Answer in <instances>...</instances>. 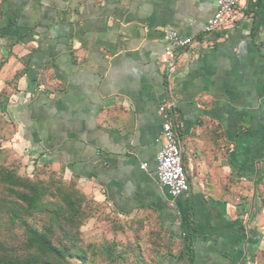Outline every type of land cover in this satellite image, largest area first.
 I'll list each match as a JSON object with an SVG mask.
<instances>
[{"label":"crops","instance_id":"crops-1","mask_svg":"<svg viewBox=\"0 0 264 264\" xmlns=\"http://www.w3.org/2000/svg\"><path fill=\"white\" fill-rule=\"evenodd\" d=\"M214 11L215 0H0L14 141L118 215L155 218L178 245L157 264H251L257 248L238 217L258 207L242 185L264 179V0H240L229 27L203 36ZM168 31L195 39L171 66ZM161 106L189 184L175 198L155 176Z\"/></svg>","mask_w":264,"mask_h":264},{"label":"rangeland","instance_id":"rangeland-1","mask_svg":"<svg viewBox=\"0 0 264 264\" xmlns=\"http://www.w3.org/2000/svg\"><path fill=\"white\" fill-rule=\"evenodd\" d=\"M6 92H9L7 87L0 90V172L40 183L47 191L39 203L40 209L27 214L23 205L6 194L0 182V254L11 252L19 258L27 257L23 248L24 231L31 227L46 232L53 245L68 247L71 252L86 258L85 263L68 258L64 264H154L163 252L166 240L157 220L148 214L117 215L95 187L86 189L66 179L60 170L44 166L32 151L15 142L14 129L3 109ZM242 188L250 192L251 199H256L258 207L254 210L249 206L244 210L241 205L238 219L247 240L256 241L252 263L264 264V179L257 185H242ZM66 197L74 203L73 218L64 203ZM256 212L261 217L258 218ZM10 214L15 215V222L9 220ZM255 255L259 258L257 262ZM249 262L245 258L241 264Z\"/></svg>","mask_w":264,"mask_h":264},{"label":"built area","instance_id":"built-area-1","mask_svg":"<svg viewBox=\"0 0 264 264\" xmlns=\"http://www.w3.org/2000/svg\"><path fill=\"white\" fill-rule=\"evenodd\" d=\"M240 0H215L214 14L206 21L202 34L208 36L216 30L229 27L235 19V9ZM162 42L163 53L160 62L171 66L177 53L191 48L195 39L184 38L175 31L165 33ZM159 113L164 114L161 123L162 144L156 154V181L165 188L170 197L175 198L189 191V184L182 162V148L178 131L172 114L167 113L164 106L159 107ZM147 164L140 166L146 169Z\"/></svg>","mask_w":264,"mask_h":264},{"label":"trees","instance_id":"trees-1","mask_svg":"<svg viewBox=\"0 0 264 264\" xmlns=\"http://www.w3.org/2000/svg\"><path fill=\"white\" fill-rule=\"evenodd\" d=\"M1 173L2 171L0 172V182L4 185L6 194L15 199L19 205H23L24 211L27 212V214L33 213L36 209H40L39 203L44 193L47 191L45 186L40 183L24 180L8 172ZM64 203L72 215L71 218H73V213H75L73 201L70 197H66ZM15 218L14 214H10L9 220L11 222H15ZM22 225H25L23 221ZM159 227L164 233L166 240L164 250L157 256V260L169 254L171 250L175 252L178 249V245L173 242V234L164 230L160 224ZM24 234L26 239L23 248L28 253L27 257L19 258L11 252L9 254L2 252V254H0V264H64L68 258H74L82 263L86 261L84 255L74 251L71 252L68 247L60 248L53 245L48 239L46 232H40L31 227H26ZM254 260L257 262L259 258H256L255 255ZM156 261L154 264H157ZM257 264H260V262L258 261Z\"/></svg>","mask_w":264,"mask_h":264}]
</instances>
